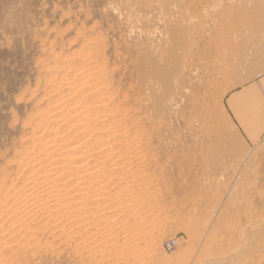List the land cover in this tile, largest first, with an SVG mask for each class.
I'll return each instance as SVG.
<instances>
[{"label":"rangeland","instance_id":"1","mask_svg":"<svg viewBox=\"0 0 264 264\" xmlns=\"http://www.w3.org/2000/svg\"><path fill=\"white\" fill-rule=\"evenodd\" d=\"M179 2L0 0V264H264V137L248 145L226 109L229 93L263 71L264 0ZM173 15L202 26L177 32V42ZM94 68L109 83L100 98L124 108L114 117L127 119L131 137L140 131L137 146L127 157L118 133L107 149L88 138L96 152L112 150L90 162L92 171L105 163L102 183L91 185L104 186L103 198H82L77 215L22 216L29 156L44 159L55 135H76L60 120L79 105L74 90L90 69L99 74ZM153 72L169 80L167 111L156 115L149 90L163 87ZM74 178L70 195L81 187Z\"/></svg>","mask_w":264,"mask_h":264},{"label":"bare ground","instance_id":"2","mask_svg":"<svg viewBox=\"0 0 264 264\" xmlns=\"http://www.w3.org/2000/svg\"><path fill=\"white\" fill-rule=\"evenodd\" d=\"M175 5H176V8L180 9L181 8V5H180V2L179 0H175ZM176 13V12H175ZM171 21L173 22V26H171L169 28V35L173 38H175L174 40L175 41H179V38L176 36L177 35V32L179 31H183V32H188L191 30V27L193 28H197L198 27H201L202 24L201 22L199 23H196L194 24L193 22H191L189 20V18H187L186 16H183V17H177L176 15H173L171 16ZM99 46H100V43H99ZM105 47V46H104ZM99 50V49H98ZM92 52V50H91ZM106 53V52H104ZM99 54V53H98ZM84 58V57H83ZM96 58V57H95ZM70 59V58H69ZM77 62V61H76ZM91 64V63H90ZM95 64V63H94ZM72 65V64H71ZM75 65V64H74ZM97 65V63H96ZM95 65V67H96ZM99 65V64H98ZM76 66V65H75ZM89 67V66H88ZM92 67V66H91ZM90 67V68H91ZM98 67V66H97ZM104 66H101V68H103ZM72 68V67H71ZM70 68V69H71ZM100 68V66H99ZM73 69V68H72ZM97 68H94L95 71H99L100 69L96 70ZM106 70V69H104ZM103 70V71H104ZM76 71V70H75ZM69 72V71H68ZM81 72V71H80ZM83 72V71H82ZM87 72V71H86ZM85 73V71H84ZM83 73V74H84ZM101 73V70L99 72V74H97L96 72H94L93 70L90 69V71L86 74V76L88 77L87 80H83V83H82L78 89L74 90V88L72 87V83H74L72 80V83L71 84H65V86L69 89V87L71 86L70 89H72L71 93L73 92L74 90V95H76V98L78 99V101L80 100V103L79 105L78 102L76 105H71V108L70 110L68 111V115H70L71 117L66 120H60L61 123L60 125L62 127H65L67 125H71V124H75V125H72L73 128L75 127L76 131L74 134H76L75 136L73 135V137L70 138L71 135L68 136V134H63V135H55V138L53 139V141L48 144L46 147H45V150L48 148L47 150V154L46 157L43 158H37L39 156L36 157V155H31L29 156V160H30V163L32 164L33 166V172H32V175L31 177L29 178L28 180V184L25 188H23V191L20 192L19 195L20 196V199H18L17 201H21L22 199H25V202L23 204H25L24 206H22V204L20 205L19 202L15 203L14 204V207H16L15 211L17 210L18 206H22V207H19L17 212L22 215L19 210L21 212H25L28 210L30 211V216L32 214V216H34L37 212L38 213H41L42 211H44V213H47V215H49L50 217H57L59 216L60 213H62L64 210H69V209H75V212L76 215L78 212H80L83 208H86L85 207V203H84V200L82 201L81 199L82 198H85L87 196H92L93 193V197H99V198H103L104 194L103 192H101V189L104 188V186H101L100 188L101 189H95L96 191L95 192H92V188L94 187H91V185L93 183L96 184V186H98L99 184L102 183V179L103 176L105 177V175H107V173H105L104 175L102 174V170L101 168L104 167V164L102 163H99V161H101V158L106 157L107 155H105L107 152H111L110 150H105V151H100V152H96L97 150L94 149V147L92 148V144H90L89 146L87 145V141H88V138L90 139H96L98 141L99 144H102V146L104 148L108 147L109 143H105L110 137H112L114 134L118 133V135H115L113 136L114 138V141H116L118 144L121 143V146L119 145V148L122 147V145H127L126 147H128V149H126L124 151V153L122 155H125L127 157H130V155H132V151L133 149L136 148V141L138 140L137 137H138V134L140 133V131H137L134 129V133L136 132V136L135 137H131V131H132V125L130 123H128L127 119H126V122L125 124L123 123V118L122 119H118V117H114V116H118L117 113H126L124 108L120 107L119 108V111L116 110V109H113V108H110L108 107L109 103L108 102V105H107V102L103 101L104 98H100L101 95L103 94V88L104 87V83H105V80H104V77H102V79L98 78V76L100 75ZM155 73V80H156V83L155 85H159L161 87H163V91H161L160 94H155V89H151L149 90V92L151 93L152 95V98H153V101H154V104H155V108L157 106V109L156 111H154V114L156 115L155 112H165L167 111V108H168V105L165 103V99L167 96H169V90H168V85H169V80L167 78V76L165 75L164 72H162V74H156V72H153ZM171 73V71L169 72ZM168 73V74H169ZM81 74V73H80ZM62 75V74H61ZM85 75V74H84ZM81 76V75H80ZM83 76V75H82ZM103 76V75H102ZM104 76H106L104 74ZM86 77V78H87ZM67 78V77H66ZM83 78V77H82ZM95 78L97 81H95ZM107 78V77H106ZM65 79V78H64ZM72 79V78H71ZM94 79V80H93ZM93 80V81H92ZM104 80V82L102 81ZM70 81V80H68ZM80 81V80H78ZM82 81V80H81ZM103 83V84H98V83ZM107 82V81H106ZM111 82V80H110ZM55 84V83H54ZM99 87H98V85ZM106 84V83H105ZM109 84V83H108ZM106 84V85H108ZM75 85V83H74ZM69 86V87H68ZM94 86V87H93ZM111 86V85H110ZM61 87V86H59ZM88 89V92L86 91L85 93V90ZM92 88V89H91ZM108 89H110V87H108ZM107 89V91H108ZM64 90V88H63ZM95 90V91H94ZM61 91V90H60ZM110 91V90H109ZM111 94V92H109ZM92 92V94H91ZM106 93V91H105ZM110 94H107V96H109ZM113 94V93H112ZM73 95V94H72ZM71 95V96H72ZM104 95V94H103ZM106 96V95H104ZM112 96V95H111ZM116 96V95H115ZM114 96V97H115ZM119 96V95H118ZM76 98H74L76 100ZM63 99V98H62ZM106 99V98H105ZM110 99H113V98H107V100H110ZM65 100V98H64ZM60 101V100H59ZM63 101V100H62ZM73 100H67V102H65L66 106L71 103ZM75 102V101H74ZM88 102V103H87ZM113 103V101H112ZM58 104V103H57ZM72 104V103H71ZM63 105V104H62ZM56 106V105H55ZM65 106V105H64ZM69 106V105H68ZM67 106V107H68ZM114 106V103L113 105ZM70 107V106H69ZM68 107V108H69ZM53 108V107H52ZM118 108V107H116ZM58 109V108H56ZM110 109H113V116H111V111ZM126 109V108H125ZM65 113V111H64ZM111 114V115H110ZM117 114V115H116ZM122 115V114H121ZM60 116V115H59ZM65 116V115H64ZM58 117V116H57ZM69 117V116H68ZM58 119V118H57ZM50 121V120H49ZM59 121V120H58ZM57 123V122H56ZM55 123V124H56ZM58 124V123H57ZM141 125V124H140ZM142 126V125H141ZM58 127V126H57ZM109 127L112 128V130H107L109 129ZM55 128V127H53ZM52 128V129H53ZM51 129V130H52ZM65 129V128H64ZM142 129H145L144 127ZM43 130V129H42ZM46 130V129H45ZM68 131V130H67ZM65 132V131H64ZM74 132V131H73ZM141 132H143V130H141ZM147 132V131H146ZM43 133V132H42ZM68 133V132H67ZM72 134V133H71ZM149 135V134H148ZM57 136V137H56ZM70 138V139H69ZM94 139V140H95ZM141 141H143V139H145L144 135L141 133ZM147 139H149L147 137ZM38 140V139H37ZM43 140V139H42ZM113 140V139H112ZM97 141H94V142H97ZM114 141L112 144H114ZM135 142V148L132 149V146L131 144ZM139 142V141H138ZM147 142V141H146ZM45 143V142H43ZM41 143V144H43ZM37 144V143H36ZM41 146V145H40ZM51 146V149L50 147ZM97 146V145H96ZM102 146H100L102 148ZM106 146V147H105ZM90 147V149L88 148ZM99 147V149H100ZM125 147V148H126ZM112 148V147H111ZM109 148V149H111ZM118 148V147H117ZM118 148V150H120ZM50 149V150H49ZM107 149V148H106ZM124 149V148H123ZM40 150V148H39ZM50 151V152H49ZM114 151V150H113ZM116 151V150H115ZM114 151V152H115ZM42 152V151H41ZM113 152V153H114ZM117 152V151H116ZM121 152V151H119ZM118 152V153H119ZM135 152V151H133ZM44 154V153H43ZM109 155V153H107ZM148 151H142L141 153V156H148ZM137 155V154H136ZM134 154V158L136 156ZM111 156H114L113 154ZM116 156V155H115ZM121 156V155H118V157ZM150 156V155H149ZM42 157V156H41ZM108 157V156H107ZM110 157V155H109ZM108 157V158H109ZM117 157V156H116ZM124 157V156H122ZM114 158V157H113ZM121 158V157H119ZM133 158V159H134ZM137 158V157H136ZM135 158V159H136ZM112 159V158H111ZM117 160V158H115ZM140 159H142L140 157ZM159 159V158H158ZM91 160H95L98 162H96L98 165H96L97 169L95 168L94 171L91 170L90 168V162ZM108 160L107 158L105 159V161ZM120 160V159H119ZM126 161V159H123ZM128 160V159H127ZM131 160V159H130ZM146 160V159H145ZM138 161H139V158H138ZM110 162V161H109ZM108 162V163H109ZM113 162V160H112ZM129 162H132V161H129ZM137 163V160L135 161ZM141 162V161H139ZM95 163V162H94ZM134 163V162H133ZM135 163V164H136ZM143 163V159H142V162ZM107 164V163H106ZM111 164V163H110ZM109 164V165H110ZM113 164V163H112ZM111 164V165H112ZM138 164V163H137ZM28 165V164H26ZM93 165V164H92ZM95 166V165H94ZM113 166V165H112ZM111 166V167H112ZM115 166V165H114ZM113 166V167H114ZM123 166V165H122ZM27 167V166H26ZM101 167V168H99ZM117 167V166H115ZM124 167V166H123ZM132 167V166H131ZM130 167V168H131ZM93 168V167H92ZM99 168V169H98ZM108 168V167H107ZM145 168V167H144ZM142 168V169H144ZM74 169H77V170H80L78 172H81L80 175H76L74 173ZM103 169V168H102ZM141 169V170H142ZM112 170V168H111ZM76 172V171H75ZM77 172V173H78ZM107 172V171H105ZM74 173V174H73ZM110 173V172H108ZM102 174V175H101ZM123 175V174H122ZM70 176H72V178L74 179H77L79 180L80 182V189H79V192H75L76 195H70L69 192L72 193V191H68V188L73 187V185L69 186L71 180L70 179ZM74 176V177H73ZM128 176V175H127ZM27 178V179H28ZM107 179V178H106ZM114 179V178H113ZM75 182V180H74ZM77 182V181H76ZM137 183V182H136ZM25 184V185H26ZM106 184V183H104ZM75 185V184H74ZM76 186V185H75ZM137 186V185H136ZM23 187V186H22ZM113 187V186H112ZM98 188V187H97ZM74 189V187H73ZM75 190V189H74ZM106 190V189H105ZM77 191H78V188H77ZM16 193V192H15ZM107 193V192H106ZM109 193V192H108ZM14 195V194H13ZM12 195V196H13ZM112 195V194H111ZM10 196V195H9ZM71 196V197H69ZM114 197V196H113ZM139 197V196H138ZM17 198V197H16ZM95 198V199H97ZM104 198H107V197H104ZM109 198V197H108ZM127 198V197H126ZM87 200L89 198H86ZM115 199V198H114ZM72 200V201H71ZM92 200V199H91ZM98 200V199H97ZM96 200V201H97ZM102 200V199H101ZM106 200V199H105ZM119 200V199H117ZM135 200V199H134ZM9 201V200H8ZM15 201V200H14ZM99 201V200H98ZM108 201V200H107ZM131 201V200H130ZM103 202V201H102ZM88 204V203H87ZM137 204V203H136ZM107 205V204H106ZM105 205V206H106ZM122 205V204H121ZM65 207L63 210L62 208ZM10 207V206H9ZM13 207V209H14ZM22 209V210H21ZM106 209V208H105ZM110 209L107 207V210ZM136 209V208H134ZM67 210V211H68ZM86 210V209H85ZM106 210V211H107ZM128 210V209H127ZM6 211V210H5ZM4 211V212H5ZM40 211V212H39ZM66 211V212H67ZM7 212V211H6ZM17 212H14L15 215ZM84 212V211H82ZM81 212V213H82ZM100 212V211H99ZM102 212H105V210ZM13 213V211H12ZM11 213V214H12ZM49 213V214H48ZM65 213V212H64ZM68 214L70 212H67ZM94 213V212H93ZM121 213V212H120ZM18 214V216H20ZM34 214V215H33ZM63 214V213H62ZM66 214V213H65ZM72 214V212H71ZM83 214V213H82ZM81 214V215H82ZM87 213L85 212V216ZM124 214V213H123ZM126 214V213H125ZM137 214V213H136ZM38 215V214H37ZM36 215V217H37ZM44 215V214H43ZM2 216V215H1ZM17 216V218H18ZM23 216V215H22ZM21 216V217H22ZM30 220L33 219L29 216V213L27 215ZM42 216V215H41ZM61 216V214H60ZM59 216V217H60ZM63 217H65L66 215H62ZM70 216V214H69ZM68 215L67 217L65 218H70ZM19 217V219L21 218ZM61 217V218H63ZM74 217V215H72V218ZM77 217V216H76ZM79 217H80V214H79ZM84 217V216H83ZM89 217V215H88ZM87 217V218H88ZM24 218H27L26 216ZM23 217L21 218L22 220H25ZM35 218V217H34ZM75 218V217H74ZM73 218V219H74ZM93 218V217H92ZM15 219V218H14ZM28 219V218H27ZM36 219V218H35ZM34 219V220H35ZM59 219V218H58ZM71 219V218H70ZM72 219V220H73ZM84 220V218H82ZM82 219H79V222L82 221ZM109 219V218H108ZM60 220V219H59ZM78 220V219H77ZM81 220V221H80ZM89 220V219H88ZM87 220V221H88ZM104 220V219H103ZM16 221V220H15ZM86 221V220H85ZM90 221V220H89ZM11 222V221H10ZM14 222V221H13ZM19 222V221H17ZM38 222V221H37ZM58 222V221H57ZM83 222V221H82ZM21 223V222H20ZM19 223V224H20ZM90 223V222H89ZM22 224V223H21ZM57 224V223H55ZM59 224V223H58ZM85 224V222L83 223ZM12 225V224H11ZM16 225V224H15ZM24 225V224H23ZM86 225V224H85ZM89 225V224H87ZM119 225V224H118ZM27 226V224H26ZM26 226H23V227H26ZM19 227H22V226H19ZM87 227V226H85ZM59 228V227H58ZM57 228V229H58ZM16 229V228H15ZM20 229V228H19ZM30 229V228H29ZM56 229V228H55ZM17 230V229H16ZM33 230V229H32ZM31 230V231H32ZM47 230V229H46ZM30 231V230H29ZM56 231V230H55ZM62 231V230H61ZM106 233V232H105ZM8 235V234H7ZM16 235V234H15ZM5 239H1L0 238V242L3 241ZM20 241V239H19ZM1 244V243H0ZM8 245V243H7ZM5 248V247H4ZM11 249V248H10ZM9 249V250H10ZM20 249V248H19ZM1 250V249H0ZM13 250V249H12ZM15 251V250H14ZM1 258V256H0ZM6 258V257H5ZM12 258V257H11ZM3 264V263H2Z\"/></svg>","mask_w":264,"mask_h":264},{"label":"crops","instance_id":"3","mask_svg":"<svg viewBox=\"0 0 264 264\" xmlns=\"http://www.w3.org/2000/svg\"><path fill=\"white\" fill-rule=\"evenodd\" d=\"M261 51L264 64V43ZM226 109L248 145L256 144L264 137V65L255 78L229 93Z\"/></svg>","mask_w":264,"mask_h":264},{"label":"built area","instance_id":"4","mask_svg":"<svg viewBox=\"0 0 264 264\" xmlns=\"http://www.w3.org/2000/svg\"><path fill=\"white\" fill-rule=\"evenodd\" d=\"M174 248V245L168 244V249L172 250Z\"/></svg>","mask_w":264,"mask_h":264}]
</instances>
